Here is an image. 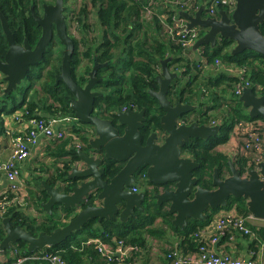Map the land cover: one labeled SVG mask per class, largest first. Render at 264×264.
<instances>
[{
	"label": "water",
	"instance_id": "water-1",
	"mask_svg": "<svg viewBox=\"0 0 264 264\" xmlns=\"http://www.w3.org/2000/svg\"><path fill=\"white\" fill-rule=\"evenodd\" d=\"M204 8L202 4L195 15L184 10L180 12L190 28L206 30L196 41L194 49L203 44L215 47L222 36L234 41L232 53L235 55L246 50L264 55V32L260 26L264 22V0H237L232 14L221 9L218 18L205 17ZM66 10L65 0H56L53 5L44 4L43 16L31 7L34 18L42 27L35 47L28 39L23 44L16 41L8 18L0 11L3 32L8 41L5 59L0 58V73L6 84L3 99L12 98L13 92L18 90L32 67L43 59L56 31V38L65 49L62 70L57 74L56 81H61L75 95L72 110L85 125L83 131L87 146L76 150L70 148L62 156L69 168L60 186L44 182L49 199L41 205L49 214L54 213L55 220L65 224L49 233L42 230L35 235L24 226H14L12 218L4 216L2 252L22 240L27 243L28 251L59 245L91 220L98 223L114 218L128 221L137 215L136 210L144 212L145 205L151 202L165 204L168 213L174 215L173 224L181 229L188 224L189 218L204 221L208 209L216 212L225 208L233 196L247 198L248 211L255 218L264 219V161L259 164L260 170L252 168L249 175L244 176L233 158H229L230 173L223 177L216 166L211 177V188L204 187L202 178L195 174L202 164L186 154L187 147L196 140L205 142L217 136L221 124L180 122L186 113L197 106L190 102L175 103L168 97L171 83L181 76L180 72L173 71L167 64L171 56L161 60L162 71L158 77L160 89L150 90L158 103L154 110L163 111L159 124L151 120L155 113L148 112L147 108L130 107L111 118L93 113L96 98L104 95L101 91L93 90L98 67L94 65L85 87L73 77L75 49L74 40L67 29ZM239 101L248 109L251 118L264 119V96H258L252 87L244 89ZM116 164H122V167L118 169ZM138 180L146 181L147 186L142 191L134 190ZM55 206L58 208L56 213L53 212Z\"/></svg>",
	"mask_w": 264,
	"mask_h": 264
},
{
	"label": "trees",
	"instance_id": "trees-1",
	"mask_svg": "<svg viewBox=\"0 0 264 264\" xmlns=\"http://www.w3.org/2000/svg\"><path fill=\"white\" fill-rule=\"evenodd\" d=\"M69 1L65 0V4H69ZM48 2L49 0H0V11L8 18L16 41L22 42L24 37H26L29 39L31 45H35L42 32L40 25L37 24L31 12V7L33 6L36 12L39 13V9H42L43 3ZM90 2L96 15V24L104 27L106 35L108 36L106 44L117 45L122 50L120 51L122 53L118 60L110 62V67H113L116 72L113 74L115 78L111 77L108 85H113L115 90L106 94L102 100L117 101L116 103L121 106L131 105L138 109L147 108L148 112L153 111L155 113L151 120L159 124L160 113H163V111L161 109L158 111L154 110V106L158 103L157 99L150 93V90L158 89L160 86L156 77L159 71H161L160 60L171 56L172 59L168 62L169 67L179 68L182 71V77L180 79H174L173 85L169 87V96L172 97V101H181V98L185 96L183 101L205 107L204 109L197 107L186 113L183 118L187 117L190 122L197 121L199 123H210L212 120L222 121L221 131L217 136H213L205 142L196 140L195 142H191L189 147H187L191 156L202 164V167L195 171V174L202 178V185L209 188L213 187L211 176L216 166L219 167L220 173L223 176L224 172L230 171L228 163L229 156L218 151L216 148L230 139V133L238 119H251L248 112L245 111L243 102L239 101V98L233 93L237 81L236 77L226 69L219 71L211 67H208L204 73V70L198 68L195 62L189 61L188 58L183 56L182 48L171 39H168V42L163 39L161 40L159 37H154L153 40H149L148 35H145L142 38L144 41L138 38V42L135 45L130 44L128 41L131 36L136 31L143 30L144 20L141 17V9L146 4V0H90L85 2L79 8L75 9L77 12L75 16L78 15V23L85 29L86 27H90V24L86 22L89 18L90 12L88 7ZM152 22L156 28L161 27L157 16H154ZM260 26L264 32V22ZM136 34L138 36V32ZM110 35L115 40L109 37ZM53 45L54 42L52 41L51 47ZM202 46L205 48L209 64L210 62L214 63L216 59H222L227 64H233L237 67H240V65L247 66L250 80L254 83L253 89L255 93L257 94V85L264 86L263 54L253 50H246L235 55L232 53L234 41L222 36L218 38L215 47L211 46V44H203ZM7 48L8 41L5 32H3L0 18V57L5 55ZM119 62L125 66V70L122 73L117 67ZM47 64H49V60L45 56V59L39 64L41 71L30 75L32 84L37 81V78L43 76V69H45ZM54 68L56 71L59 70L56 65ZM129 70V74L126 75L124 72ZM213 72L218 74L217 77L208 75ZM51 80L52 83L50 82ZM53 82L54 71L50 70L44 78L42 85L43 94H41V90L38 88L35 92H31L32 94H29L32 88L30 86L31 88L28 90V93L24 91L23 96L19 99L20 101L12 100V108L8 110L7 114L22 111L24 118H31L35 115L38 116V114H43L47 117L73 114L68 100L69 93H61L62 90H58L61 87L57 83L53 84ZM51 84L54 86H51ZM180 86L181 89L176 92L175 89L177 87L180 88ZM59 93H61V96ZM44 95L47 97V100L44 99ZM52 101L57 103L53 105L51 103ZM2 112L3 109L0 107V118ZM2 124L3 118L0 120V126ZM74 128V132L79 133L78 126L75 125ZM62 140L63 144L67 145V147L70 143L72 145L70 138L67 137ZM83 141H86V139H83ZM248 161L246 156L236 159V164L242 174L247 169ZM68 168L65 167V169L59 171V176H57L60 179L65 178L68 174ZM116 170L117 168L113 172ZM50 183L54 185V182L51 181ZM42 192L44 193L43 197L46 195L44 198H47V192L44 188ZM225 208L228 210L234 209L241 215L250 213L248 211L247 198L244 196L231 197ZM56 211L57 206L53 208V212L56 213ZM207 212L208 216L206 220L199 221L189 218L188 224L181 229L173 224L172 219L174 215L168 213L165 204L158 205L156 202H151L145 205L144 212L137 211V215L130 217L128 221L114 218L98 223L95 220H91L82 229L74 232L72 236L59 243V245L50 246L49 250L61 254L69 264H118L116 261H107L105 256L97 250L95 244L87 243L90 238L103 237L110 241L113 237L117 236L124 239L127 243H134L140 246V252L134 253L126 262V264H137L139 259H142L144 250H147L146 236L153 235L163 238L167 235L164 227L167 226L182 237L178 248L187 253L195 250L198 246L194 236L197 228L207 225L216 215L214 210L208 209ZM4 215L12 218L14 226H24L32 230L35 235H38L42 230L49 233L59 227V225L65 224L55 220L54 213L47 220H43L42 218L40 223H37L23 210L11 209ZM159 218L162 219L163 224L155 226ZM2 220L0 217V241L4 239L5 235ZM97 223L99 225L102 224V227L96 226ZM251 226L257 230L263 239L264 226L261 227L254 224H251ZM84 232L88 235L85 236L83 234ZM17 244L21 249L27 250V243L24 240L19 241ZM23 264L44 263L42 260L31 259L25 261Z\"/></svg>",
	"mask_w": 264,
	"mask_h": 264
},
{
	"label": "built area",
	"instance_id": "built-area-1",
	"mask_svg": "<svg viewBox=\"0 0 264 264\" xmlns=\"http://www.w3.org/2000/svg\"><path fill=\"white\" fill-rule=\"evenodd\" d=\"M141 1V0H136ZM144 11L150 16L158 17L161 28L167 37L176 43L183 50V56L196 63L198 68L206 70L208 67L217 70L226 69L234 74L237 81L233 93L240 98L244 89L252 87L254 83L248 75V67L227 64L222 59H216L214 63H208V57L204 46L194 49L196 41L204 33L199 27L190 28L187 19L180 15L181 11H188L195 15L202 4L205 6V17H220V10L226 9L229 14L235 10L237 0H146ZM219 14V15H218ZM143 19V18H142ZM173 70L181 69L172 68ZM5 81L0 73V99L4 94ZM257 95L264 96V86L257 85ZM13 119L5 124L0 135V185L3 178L9 180L10 184L3 188L0 195V217L11 210H20L30 204L29 190L20 181L21 161L28 158L32 151L38 148L43 140H62L67 138L69 131L64 127V121H71L69 115H56L47 117L43 114L31 118H24L23 112L13 114ZM180 122H186L180 120ZM221 120H212L210 124H221ZM14 124V125H13ZM17 126V127H16ZM239 143V152L248 158L247 169L244 176L249 175L252 168L260 170L259 164L264 161V119L263 118H241L238 119L230 133ZM8 141L12 150L8 157H2L5 147L4 138ZM72 142V141H71ZM75 143H79L73 141ZM72 142V144H73ZM75 147V146H74ZM80 148V145L78 146ZM137 191V187H134ZM256 219L253 213L241 215L234 209H221L216 211L214 218L207 225L198 227L194 233L198 246L195 250L185 253L178 247L171 248L167 254L166 264H257L251 251V257H239L229 252H220L215 249L214 244L218 243L223 236L229 235L234 239L237 235H245L259 239V234L251 224ZM2 241V240H1ZM0 241V264H23L27 260H42L44 264H69L68 261L56 252L49 250L50 246L41 249L28 251L21 249L18 244H12L10 248L1 249ZM87 243L96 245L107 261L126 264L128 258L136 252H140V246L127 243L117 236L110 241L103 237L90 238ZM254 256V257H253Z\"/></svg>",
	"mask_w": 264,
	"mask_h": 264
},
{
	"label": "crops",
	"instance_id": "crops-1",
	"mask_svg": "<svg viewBox=\"0 0 264 264\" xmlns=\"http://www.w3.org/2000/svg\"><path fill=\"white\" fill-rule=\"evenodd\" d=\"M148 26H151V28L155 32L156 35L155 37L157 38L159 37L161 40L163 39L164 41L168 42L167 40L169 38L167 37L166 33H164V30L162 29L163 27L156 28L155 24H153L152 21L149 23V25L147 22L144 23V27L142 28L143 30L136 31L138 32V36L136 32L135 34L132 35L134 36L133 42H138L137 39L138 38L142 39L145 37V35L146 36L148 35L149 37V32L147 29ZM160 32L162 33V37L160 36ZM208 75L217 77L218 74L213 72ZM8 122L10 123L9 118L4 117L3 124L0 126V135L3 133V132L1 133V130L4 129V127L6 126L5 124H7ZM74 129L75 128L73 127V130H68L69 136L72 134L71 137H68L71 139L72 142L75 141L76 138H78L76 136V132H74ZM229 138L230 139L227 142L219 145L216 149L222 153L227 154L229 158H233L236 164V159L241 158L244 155L243 154L241 155L239 152L237 153L239 149V143L237 142V140L235 138H232L231 136ZM62 141L63 140H57V141L50 139L43 140V143L38 148L34 149L28 158L21 161V175L19 181L20 183L22 182L27 187V190H29L30 198L32 199L30 204L20 209V211L23 210L27 214L34 215V213L36 214L35 211L36 209L39 210L38 212L41 214L40 216L43 217V220H47V218L49 219V217H51L52 214H49L48 210L43 208L41 205L42 202H46L49 199V194L45 188L44 182H47L49 185L58 187V185L60 186L62 184L61 181L64 180V178L60 179L58 177L59 176L58 172L65 169V167H68L66 161L62 159V156L68 153L72 145H70L71 144L70 143L69 146L67 147V145H64ZM4 143H5V147L2 152V157L6 158L9 156L12 147L10 146V143L8 141V137L4 138ZM186 154L191 156L190 152L188 151L186 152ZM51 181L54 182V185L50 183ZM140 183H143L144 185L143 189H145L147 186L146 181L138 180L135 183V187H137V191L143 190L140 189V185H141ZM9 184H10L9 180L3 178V182L0 185V195L2 193L3 188L7 187ZM43 188L47 192V198H44L46 197V195L43 197L44 194L42 192ZM4 216L1 218L3 219ZM160 219L161 218L157 219L156 222H158ZM253 224L256 226L263 227L264 219L261 220L256 218L253 220ZM101 225L102 224L100 225L98 223L96 224V226L99 227H102ZM164 227H165V232L168 234V236L165 235V237L163 238L156 236L152 237L153 235L146 236L148 249L144 250L145 252L142 255V259H139L137 264H143V263L166 264L167 252L170 251L171 248L178 247L180 245L182 237L177 232L173 231L172 229H169L167 226ZM83 234L85 236L88 235L86 232H84ZM214 247L220 252L227 251L235 256L244 257V258L245 257L250 258L251 251L254 250L256 254L254 255L255 257L254 256L253 257L256 263L264 264V238L262 239L260 235H259V239L251 238L245 235L244 236L237 235L234 239H230L229 235H226L223 236L218 243H215Z\"/></svg>",
	"mask_w": 264,
	"mask_h": 264
},
{
	"label": "flooded vegetation",
	"instance_id": "flooded-vegetation-1",
	"mask_svg": "<svg viewBox=\"0 0 264 264\" xmlns=\"http://www.w3.org/2000/svg\"><path fill=\"white\" fill-rule=\"evenodd\" d=\"M55 2H56V0H53V1L49 0L48 3H43V6H44V4H52L53 5V3H55ZM43 6H42V9H39L40 10L39 14L42 16L44 15ZM75 13L76 12H72V13L66 12L67 17H68V28L67 29L69 31L70 36L74 40V49H75V51L73 53V61H72L73 77L76 79V81L79 85L85 87V85L88 83V81L90 79V75H91L92 70L94 69V65H96L98 67L96 70V73H95V82L93 85L94 86L93 90L101 91L104 93V95L102 97L96 98L95 109H94L93 113L99 114V115L106 117V118H111L112 116L116 115L117 112L122 111V110H127L130 107H133L131 105L130 106L129 105L121 106L120 104L116 103L117 102L116 100H115L116 102H114L112 100L111 101H103L102 100L106 94L111 93L115 90L114 86L108 85V81L111 80L110 79L111 77H114L113 74H115V72H116L113 67H110L111 66L110 62L111 61L115 62L116 60H118L120 54L122 53L120 51H122V50L119 49L117 47V45L114 46L111 44L110 45L106 44L108 36L106 35L104 27H102V26H99V27H101L100 30L102 31V35H101V41L97 45H94L95 42L88 44L86 42L85 37L82 35H81L82 36L81 38H78L76 33L74 31H71L72 21L75 23V25H76V21H77V25L79 26V27H77L79 35L82 33V31H85V36H86L87 30L80 26V24L78 23V20L76 19ZM37 24H38V22H37ZM41 30H42V27H41ZM54 31H55V28H54ZM56 37L57 36H56V31H55V37L52 40L55 43L57 42V38H58V37L57 38ZM109 37H112V36L110 35ZM25 39H28V38L24 37L23 41L19 42V44H23ZM112 39L115 40L113 37H112ZM133 40H134V36H131V38L128 42L130 44L135 45L137 42H133ZM28 41H29V39H28ZM113 43H114V41H113ZM35 45H36V43H35ZM35 45H32V47H35ZM48 46H47V48H48ZM63 48H64V46H63ZM62 50L63 51H62L61 57H58L56 62H55V65L59 68V70L56 71L55 68H50V66H49V68H50V70L54 71V82H53V84L57 83L61 87L59 89L57 88L58 90H62L61 93H65V92L69 93L68 100H69V104L71 105V109H72V106H73L72 101L74 100L75 95H73L70 91H68V89H66V87L63 85V83L61 81L60 82L56 81L57 74L60 73L62 70L61 65H62L63 54H64L65 49H62ZM6 53L4 56H1L0 58L5 59ZM126 54H127V52H126ZM45 56H46V54H45ZM45 56L43 57V59L38 64H36V66L32 67V71L26 77L29 80V82H30V77H31L30 75L32 73H37V72L41 71L39 64L45 59ZM59 61H60V63H59ZM45 76H46V70L44 69L43 70V76H41L40 79L43 80V77H45ZM159 76H161V71H159V73L156 75L157 80H158ZM181 77L182 76H180L178 78L180 79ZM37 81H38V78H37ZM37 81L33 82V84L31 83V85H28V87L30 88V86L32 87L34 84H37ZM172 83H171V85H173ZM53 84H51V86H54ZM158 84H159V81H158ZM107 88L112 89V91L108 92ZM159 89H160V86L158 89H154V90H159ZM180 89H181V86H180V88L177 87V89H175V91L177 92ZM28 90L29 89H27V91ZM61 93H59L60 96H61ZM168 97L172 100V97L169 96V93H168ZM184 98H185V96L183 98H181V102H183V103H185V101H183ZM100 101H102L103 103L101 104ZM175 103H177V102H175ZM134 108H137V107H134ZM73 116H75L74 112H73ZM182 119L184 121L190 122L187 117H185V118L182 117ZM84 127H85L84 124H82V125L78 124L79 134L76 133V136L78 137V138H76V141L79 143L72 144V146L70 148L76 150L79 145H80V148H87L86 141H83V139H84V131H83L84 129L83 128ZM119 128H120V131L122 132L123 128L121 126ZM116 165L119 166L118 169H120L122 167V164H116ZM229 173H230V171L224 172V176H225V174H229ZM136 211H139V210H136Z\"/></svg>",
	"mask_w": 264,
	"mask_h": 264
},
{
	"label": "rangeland",
	"instance_id": "rangeland-1",
	"mask_svg": "<svg viewBox=\"0 0 264 264\" xmlns=\"http://www.w3.org/2000/svg\"><path fill=\"white\" fill-rule=\"evenodd\" d=\"M53 1V0H52ZM88 1H90V0H70L69 1V4H66V6H67V10H66V12H69V13H72V12H76L75 11V9H77V8H79L80 7V5L81 4H83V3H85V2H88ZM88 10H89V18H88V20L86 21L88 24H90V27H86V30H87V35L85 36V31H82V33L79 35L78 34V28L77 27H79L78 25H77V21H76V25H75V23L72 21V24H71V31H74L75 33H76V35L78 36V38H81L82 36H84L85 37V39H86V42L88 43V44H91V43H94L95 42V44L94 45H97L100 41H101V35H102V31L100 30V28L101 27H99V25L98 24H96V15H95V12H94V9H93V7H92V4H91V2H90V4H89V7H88ZM141 11H142V15H141V17L143 18V20L144 21H146L147 23H148V25H149V23L151 22V21H153V19H154V15H152V16H150L149 14H148V12L147 11H144V6H143V8L141 9ZM77 13V12H76ZM75 13V14H76ZM76 19H78V15H76ZM146 22H144V23H146ZM148 32H149V37H150V39L151 40H153L154 39V37L156 36L155 35V32L153 31V29L151 28V26H148ZM203 31H204V33L206 32V30H204L203 29ZM80 33V32H79ZM82 35V36H81ZM160 36L162 37V33L160 32ZM149 39V40H150ZM141 41H144L143 39H141ZM55 43V42H54ZM63 43L59 40V39H57V42L54 44V46L53 47H51V44L48 46V48H47V52H46V57H48V60H49V64H47L46 66H45V70H46V74H47V72H49L50 71V68H54L55 67V62H56V60H57V58L59 57V56H61L62 55V49H64L63 48ZM163 60V59H162ZM161 61V60H160ZM168 64V63H167ZM49 66H50V68H49ZM118 70H120L121 71V73H122V71H124L125 70V66H123V64H121V62H119L118 63ZM172 69V68H171ZM44 70V69H43ZM173 70V69H172ZM161 71H162V68H161ZM173 71H178V72H180L179 70H173ZM37 72V71H36ZM129 72H130V70L129 71H126V72H124V73H126V75H128L129 74ZM181 73V72H180ZM204 73H205V70H204ZM44 78L45 77H43V80L42 79H40V78H38V81H37V84H34L33 86H32V88L30 89L29 87H28V83H29V80L26 78L25 80H23V82H22V84L21 85H19L18 86V90L17 91H14L13 92V94H14V96L12 97V98H4L3 99V97L0 99V107L3 109V112H2V115H1V118H0V120L2 119V118H4V117H8L9 118V120L10 121H12V119H13V114H7L8 113V110H10L11 108H12V100H15V101H20L19 99H20V97L23 95V92L26 90L27 91V89H30V91H29V94H32L31 92H35L36 90H37V88L38 89H40L41 90V94H43V91H42V89L43 88H41L42 87V85H43V83H44ZM51 83H52V80L50 81ZM113 86V85H112ZM108 89V92H111L112 91V89H109V88H107ZM27 93H28V91H27ZM44 99L45 100H47V97L44 95ZM101 102V104L103 103L102 101H100ZM19 103V102H18ZM53 105H54V101H52L51 102ZM57 103V102H56ZM55 103V104H56ZM191 103V102H190ZM194 105H196L197 107H199V108H201V109H204L205 107H203V105H197V104H194ZM245 111H247L248 112V109L247 108H245ZM70 117H71V121H64L63 123H64V127L67 129V130H73V127H75V125H77L78 126V124H80V125H82V122L79 120V119H77L75 116H73V114L72 113H70V115H69ZM78 123V124H77ZM71 133H72V131H71ZM72 136V134L69 136L68 135V137H71ZM225 175H227V174H225ZM39 184V183H38ZM141 185H140V189L142 190L143 188H144V185H143V183H140ZM35 211H36V214L34 213V215L33 214H29V216L32 218V219H34L37 223H40V221H41V219L43 218L42 216H40L41 214L38 212L39 210H36L35 209ZM38 216H40V217H38ZM163 223H162V220L160 219L158 222H156V224H155V226H160V225H162ZM169 231V230H168ZM167 236H168V234H167ZM152 237H154V236H152ZM156 238V237H155ZM147 249H148V245H147Z\"/></svg>",
	"mask_w": 264,
	"mask_h": 264
}]
</instances>
